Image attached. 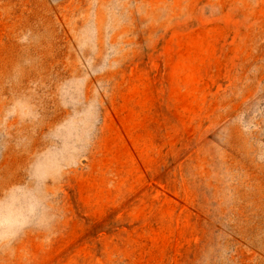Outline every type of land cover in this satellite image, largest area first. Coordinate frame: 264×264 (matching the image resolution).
<instances>
[{
  "label": "rangeland",
  "instance_id": "1",
  "mask_svg": "<svg viewBox=\"0 0 264 264\" xmlns=\"http://www.w3.org/2000/svg\"><path fill=\"white\" fill-rule=\"evenodd\" d=\"M0 264H264V0H0Z\"/></svg>",
  "mask_w": 264,
  "mask_h": 264
}]
</instances>
